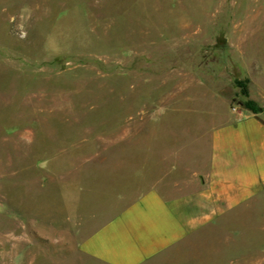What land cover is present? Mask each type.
Instances as JSON below:
<instances>
[{
	"label": "rangeland",
	"instance_id": "1",
	"mask_svg": "<svg viewBox=\"0 0 264 264\" xmlns=\"http://www.w3.org/2000/svg\"><path fill=\"white\" fill-rule=\"evenodd\" d=\"M237 79L262 87L264 0H0V264H108L87 235L186 175ZM141 264H264V186Z\"/></svg>",
	"mask_w": 264,
	"mask_h": 264
},
{
	"label": "crops",
	"instance_id": "2",
	"mask_svg": "<svg viewBox=\"0 0 264 264\" xmlns=\"http://www.w3.org/2000/svg\"><path fill=\"white\" fill-rule=\"evenodd\" d=\"M262 83L259 89L248 88L249 98L262 111L242 106L225 111L197 135L196 149L185 163L186 175L179 172V165L169 170L175 172L173 178L163 169L161 176L87 235L86 251L108 264H141L254 196L264 186ZM204 139L205 145L200 142Z\"/></svg>",
	"mask_w": 264,
	"mask_h": 264
},
{
	"label": "trees",
	"instance_id": "3",
	"mask_svg": "<svg viewBox=\"0 0 264 264\" xmlns=\"http://www.w3.org/2000/svg\"><path fill=\"white\" fill-rule=\"evenodd\" d=\"M247 80L237 79L235 83L241 87V93L245 96V99L240 101V104L246 108L251 110L252 112H260L262 111V107L253 99L249 98L248 95V87L246 84Z\"/></svg>",
	"mask_w": 264,
	"mask_h": 264
}]
</instances>
